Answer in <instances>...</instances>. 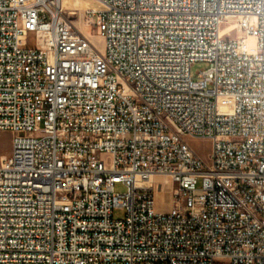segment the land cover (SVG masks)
I'll return each mask as SVG.
<instances>
[{"label": "built area", "instance_id": "obj_1", "mask_svg": "<svg viewBox=\"0 0 264 264\" xmlns=\"http://www.w3.org/2000/svg\"><path fill=\"white\" fill-rule=\"evenodd\" d=\"M97 1L0 0V264H264V0Z\"/></svg>", "mask_w": 264, "mask_h": 264}, {"label": "rangeland", "instance_id": "obj_2", "mask_svg": "<svg viewBox=\"0 0 264 264\" xmlns=\"http://www.w3.org/2000/svg\"><path fill=\"white\" fill-rule=\"evenodd\" d=\"M77 0H62V10L67 19L75 26V28L81 32L100 52L104 51V43L102 38L99 36L97 29L92 26L86 17V12L89 9H99L95 4L94 0H79V4L76 5ZM87 32V33H85ZM86 35H85V34ZM239 35L238 24L234 20L226 22L221 27V37L223 39L234 40L237 39ZM88 36V37H87ZM29 46H34V36L31 35L29 38ZM206 64H197L192 69V75L196 77V73L199 70L207 69ZM12 134L9 132H0V162L8 157L12 151ZM189 146L194 150V152L206 163V165L211 166L210 155L212 153L213 143L210 140L205 139H186ZM163 178H157V211L167 212L169 211L171 205L169 203H164V198H168L165 194L171 192V187L161 186L163 184ZM201 188V181L198 182V189ZM127 188L122 184L115 185V192L118 194L126 193ZM125 215V210L119 209L114 212L115 218H123Z\"/></svg>", "mask_w": 264, "mask_h": 264}, {"label": "bare ground", "instance_id": "obj_3", "mask_svg": "<svg viewBox=\"0 0 264 264\" xmlns=\"http://www.w3.org/2000/svg\"><path fill=\"white\" fill-rule=\"evenodd\" d=\"M94 2L99 7V9H96V10L103 9V5L99 1L94 0ZM61 4H62V0H61ZM75 4L78 5L79 0L75 1ZM85 33H87V32H85ZM251 41H253V39H251ZM158 178H163V180H164L163 184H161L162 187L163 186L169 187V184H167V178H165V177H158ZM165 196L170 198V193L165 194ZM155 198H157V190L155 191ZM177 213H183V206H175V209H170V216H177Z\"/></svg>", "mask_w": 264, "mask_h": 264}]
</instances>
